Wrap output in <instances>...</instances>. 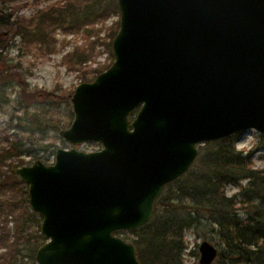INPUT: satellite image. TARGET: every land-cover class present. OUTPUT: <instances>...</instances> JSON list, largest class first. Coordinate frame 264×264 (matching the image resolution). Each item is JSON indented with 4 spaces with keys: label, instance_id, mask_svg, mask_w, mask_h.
I'll return each instance as SVG.
<instances>
[{
    "label": "water",
    "instance_id": "1",
    "mask_svg": "<svg viewBox=\"0 0 264 264\" xmlns=\"http://www.w3.org/2000/svg\"><path fill=\"white\" fill-rule=\"evenodd\" d=\"M114 61L72 95L54 162L12 169L47 241L37 264H142L118 235L147 223L198 146L264 135V0H117ZM98 142L102 148L75 145ZM199 264L218 246L199 245Z\"/></svg>",
    "mask_w": 264,
    "mask_h": 264
},
{
    "label": "trees",
    "instance_id": "2",
    "mask_svg": "<svg viewBox=\"0 0 264 264\" xmlns=\"http://www.w3.org/2000/svg\"><path fill=\"white\" fill-rule=\"evenodd\" d=\"M12 1L15 0H0V27L14 28L28 50L36 47L53 50L56 40L51 35V26L64 32L83 28L90 36H97L96 43L111 47L112 41L106 42L99 37L100 29L94 24L104 22L112 14L120 15L117 0H56L39 8L29 18L17 15L20 7L15 5L7 11L5 6ZM119 27L120 19L107 37L113 39ZM11 40L0 38V56ZM110 65L98 70V74ZM16 69L15 65L3 68L0 84L16 80L23 96L36 95L28 90L27 82L15 72ZM46 94L49 98H57L53 92ZM5 96L0 86V100H6ZM239 134L199 145L198 156L191 168L163 189L153 217L131 231L142 264H186V233L189 230L197 232L200 228L216 233L219 252L213 264H264V169L254 167L252 151L246 153L237 148ZM12 136L13 142L2 155L4 159L16 155L23 143L22 139ZM8 178L20 179L12 172ZM5 185L0 182V191L6 189ZM231 185L237 191L228 195ZM27 188L28 185L21 197L23 215L16 222L14 240L11 241L10 234L6 238L11 245L5 264H37V250L45 242L41 233L42 218L31 209Z\"/></svg>",
    "mask_w": 264,
    "mask_h": 264
},
{
    "label": "rangeland",
    "instance_id": "3",
    "mask_svg": "<svg viewBox=\"0 0 264 264\" xmlns=\"http://www.w3.org/2000/svg\"><path fill=\"white\" fill-rule=\"evenodd\" d=\"M54 1L56 0H15L5 7L7 11H11L12 5L18 6L20 8L17 9V15L29 18L39 8ZM119 19L120 15L115 13L104 22H96L94 27L100 29L99 37L106 42L113 41L107 34ZM49 29L56 40L52 51H46L43 47L28 50L14 28L0 27V38L12 39L3 53L4 57L0 56V74L3 68L15 65V72L27 82L28 90L36 92L34 96H23L16 80L0 84L6 95V100H0V182L6 183V189L0 191V264H5L8 259L11 242L6 238L10 234L11 241L14 240L16 222L23 215L21 197L27 185L20 179H9V173L13 168L33 164L36 159L51 164L59 147H73L64 140L61 131L68 128L74 119L71 101L74 90L81 82L93 81L98 70L114 61L112 44L110 50L106 45L96 43L97 36H90L83 28L69 32L54 26ZM48 91L57 95V98H49L46 94ZM69 95L71 98L67 99ZM35 117L37 121H33ZM12 134L16 139H22L23 143L16 155L4 159L2 155L14 139ZM236 146L246 153L252 151L254 167L264 169V138L261 134L252 129L242 132L237 136ZM74 147L95 151L101 149L102 145L88 142ZM236 191V187H228V195ZM119 236L131 242L134 240L131 231H123ZM215 239L216 233L211 229L203 231L200 228L197 232L189 230L186 233L188 249L184 255L185 263L199 264L200 243L208 240L217 246Z\"/></svg>",
    "mask_w": 264,
    "mask_h": 264
}]
</instances>
